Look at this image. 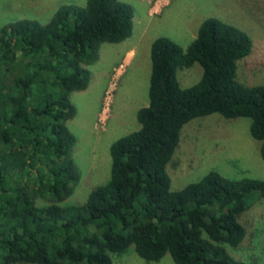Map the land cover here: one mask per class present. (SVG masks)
<instances>
[{"label": "trees", "instance_id": "16d2710c", "mask_svg": "<svg viewBox=\"0 0 264 264\" xmlns=\"http://www.w3.org/2000/svg\"><path fill=\"white\" fill-rule=\"evenodd\" d=\"M133 18L122 0H86L61 4L45 24L0 27V264H113L131 250L148 263L257 264L233 252L264 179L210 170L172 190L167 170L183 128L211 115L248 119L264 162V85L236 80L252 40L218 18L203 20L186 49L153 40L137 128L111 143L109 179L68 203L81 178L70 97L88 87L102 44L132 36ZM196 64L199 78L182 87L179 71Z\"/></svg>", "mask_w": 264, "mask_h": 264}, {"label": "rangeland", "instance_id": "374dc122", "mask_svg": "<svg viewBox=\"0 0 264 264\" xmlns=\"http://www.w3.org/2000/svg\"><path fill=\"white\" fill-rule=\"evenodd\" d=\"M133 6V34L118 44H102L98 61L89 66L91 81L70 100L76 108L69 122L77 143L73 159L80 171L79 184L68 200L85 202L92 187L110 174L109 147L137 128L135 114L147 105L150 44L165 36L183 49L194 39L201 22L218 18L249 35L251 53L237 62L236 80L245 86L264 85V0H122ZM86 0H0V27L19 19L45 24L61 4L83 6ZM250 9V10H249ZM253 13V17H251ZM200 67L179 71L182 87L199 78ZM171 189L178 190L216 170L229 178L264 179L259 143L249 134V120H225L219 115L198 118L181 131L179 145L168 165ZM247 238L233 255L264 264V201L254 200L241 218ZM113 264H174L165 256L148 263L131 250L114 257Z\"/></svg>", "mask_w": 264, "mask_h": 264}, {"label": "crops", "instance_id": "0c3cea01", "mask_svg": "<svg viewBox=\"0 0 264 264\" xmlns=\"http://www.w3.org/2000/svg\"><path fill=\"white\" fill-rule=\"evenodd\" d=\"M237 3H239V4H241V5H243L244 7H245V5L242 3V2H240V1H236ZM246 9H247V7H245ZM250 10V9H249ZM251 17H253V13H251Z\"/></svg>", "mask_w": 264, "mask_h": 264}]
</instances>
